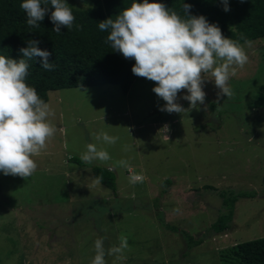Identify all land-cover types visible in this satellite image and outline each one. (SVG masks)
Instances as JSON below:
<instances>
[{"label":"rangeland","instance_id":"1","mask_svg":"<svg viewBox=\"0 0 264 264\" xmlns=\"http://www.w3.org/2000/svg\"><path fill=\"white\" fill-rule=\"evenodd\" d=\"M238 44L248 60L234 66L231 97H218L202 73L204 102L189 111L159 110L155 82L140 76L126 93L111 84L50 91L56 131L32 157L36 169L0 174V264H90L95 239L107 250L122 235L124 258L106 254L105 264H220L221 249L264 237V37ZM184 92L176 102L188 108ZM100 130L118 137L105 145L111 159L82 162ZM93 166L111 170L116 191ZM133 174L143 179L129 182ZM221 192L254 196L238 198L228 228L215 233Z\"/></svg>","mask_w":264,"mask_h":264},{"label":"clouds","instance_id":"2","mask_svg":"<svg viewBox=\"0 0 264 264\" xmlns=\"http://www.w3.org/2000/svg\"><path fill=\"white\" fill-rule=\"evenodd\" d=\"M220 3L223 11L229 10L228 0ZM49 4L53 6L48 16L52 30L59 32L61 25L70 29L74 16L66 0H20L27 25L36 27ZM181 6L184 17L166 8L161 0H131L114 19L108 17L97 23L99 30H107L106 42L111 50L134 60L131 72L155 82L152 91L165 102L158 108L169 113L189 111L203 104L202 73L218 88V97L223 94L230 98L232 91L227 82L235 73L234 66L242 67L248 60L243 47L224 36L218 25L202 14H190L191 5L184 0ZM38 43L36 39L27 40L26 46L19 48L20 58L0 55V174L30 177L37 167L32 157L45 149L46 141L56 131L48 120L52 115L49 104L25 82L29 60L39 57L41 68L55 67L48 59L49 51L38 47ZM181 89L186 90L181 96L188 101V108L176 102ZM91 135L99 146L87 143L79 159L88 164L109 161L111 157L105 145L115 144L118 137L103 130ZM123 149L127 151L128 146L124 145ZM116 163L127 167L123 159ZM142 179L140 174H133L129 182ZM93 246L90 264H105L106 254H115V259L122 260L123 250L128 247L127 237L120 236L118 245L107 250L103 237L95 239Z\"/></svg>","mask_w":264,"mask_h":264},{"label":"trees","instance_id":"3","mask_svg":"<svg viewBox=\"0 0 264 264\" xmlns=\"http://www.w3.org/2000/svg\"><path fill=\"white\" fill-rule=\"evenodd\" d=\"M166 8L184 17L181 0H161ZM191 5L192 15L202 14L210 23L219 26L221 33L237 43L264 37V0H228L229 10L223 11L220 0H184ZM20 0H0V55L20 58L19 48L26 41L36 39L38 47L47 49L48 59L55 65L45 70L39 65V57L28 61L26 84L34 87L45 102L48 93L60 88L117 85L126 93L137 78L131 72L134 60L125 59L119 52L111 50L106 42L107 30L97 27L98 21L115 18L120 9L130 5L131 0H66L73 13L72 27L60 26V31L52 30L48 16L52 5L36 27L27 25L26 14L19 7ZM43 6V5H42ZM79 25V27H77ZM71 161L81 164L77 157ZM92 175L105 187L116 191L115 177L105 167L93 166ZM226 209L210 229L215 233L225 231L232 221L234 203L240 197H252V192H221ZM192 245L201 240L190 236ZM220 264H264V237L238 242L218 252Z\"/></svg>","mask_w":264,"mask_h":264}]
</instances>
